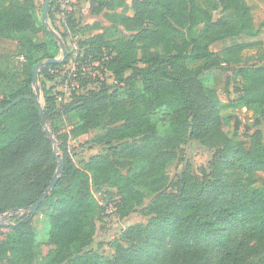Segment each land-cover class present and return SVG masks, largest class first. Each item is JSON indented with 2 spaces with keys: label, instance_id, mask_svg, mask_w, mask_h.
Returning a JSON list of instances; mask_svg holds the SVG:
<instances>
[{
  "label": "trees",
  "instance_id": "trees-1",
  "mask_svg": "<svg viewBox=\"0 0 264 264\" xmlns=\"http://www.w3.org/2000/svg\"><path fill=\"white\" fill-rule=\"evenodd\" d=\"M65 1L50 0L47 18L36 0L0 2V38L16 42L25 78L0 94V109L31 97L0 113V216L12 213L0 225V264H264V186L258 185L264 134L262 129L246 134L249 144L233 141L221 114L225 107L244 106L258 113V126L264 123V63L223 67L234 72L238 95L227 103L203 79L204 66L223 62L211 46L260 34L251 6L245 0H133L129 16L109 17L111 26L82 41L76 56L68 52L64 61L44 68L40 104L33 69L61 53L45 23H52L54 7ZM127 1L93 0L90 13L98 16ZM65 16L64 28L76 33L80 23L73 13ZM97 27L102 26L84 29ZM70 61L76 64L74 80L85 89L65 103L54 90L60 69ZM198 62L197 69L189 66ZM90 70L98 77L110 73L113 83L89 78ZM3 78L0 69V82ZM71 113L79 114V122L58 130L55 121ZM240 127L236 119L234 137H240ZM96 129L103 132L89 143L120 154H99L80 166L70 142ZM191 143L215 149L210 167L195 174L188 162L175 191H167L168 165L182 159ZM60 159L63 171L55 188L31 214ZM106 186L115 190V215L121 219L151 201L149 222L125 229L110 261L92 250L97 218L106 210L95 192ZM40 213L47 222L41 230L34 224ZM10 235L16 236L14 245Z\"/></svg>",
  "mask_w": 264,
  "mask_h": 264
},
{
  "label": "rangeland",
  "instance_id": "rangeland-1",
  "mask_svg": "<svg viewBox=\"0 0 264 264\" xmlns=\"http://www.w3.org/2000/svg\"><path fill=\"white\" fill-rule=\"evenodd\" d=\"M11 0H5L8 4ZM133 0H128L126 5L122 8H115L111 10H104L100 15L93 16L90 13V8L93 0H66L60 5H56L53 9L54 19L52 23L55 27L51 26L52 23L49 19L46 22L49 23L51 29H53L60 39L65 44L66 52L61 53L57 56V59L64 61L66 53L69 55L76 56L78 53L82 41L90 38L94 35L101 34L104 28L111 26L109 17L116 16L117 18L127 17L131 14V5ZM252 8V13L254 17L255 27L260 30L258 37L249 38L242 36L235 40H227L221 43H217L211 46V50L218 54L223 60L222 64L213 65L212 63L204 66L203 79L205 85L208 89H215L219 91L222 100L227 103L228 98L235 99L238 95L234 92V72L226 71L223 69L225 66L240 68L243 66L259 65L264 63V0H245ZM0 2H4L1 0ZM37 7L41 8L45 4V0H36ZM73 13L77 22L80 23L76 33H72L70 30L64 28L66 22V14ZM95 23H100L101 28L97 27L95 29H84L87 25H93ZM244 46L241 50L237 47ZM21 59L17 51V44L14 41L4 40L0 38V69L4 74L3 80L0 82V94L18 87L24 81V75L22 73ZM46 61H42L43 64ZM201 65V62L190 63L189 66L192 69H197ZM76 64L72 61L64 65L60 71L65 75L70 76L74 71L73 68ZM93 68V67H92ZM44 67L38 72L39 86L36 89L34 83V92H37V101L43 104L45 101L43 89L40 83V75ZM88 74L89 78H93L97 75V70H90ZM130 74V73H129ZM98 77L101 81L105 83L112 84L113 78L110 73L99 74ZM66 87H57L54 93L63 98L65 103L70 102L72 99V94L74 91H83L85 88L80 81L68 79ZM53 86V85H52ZM68 86V87H67ZM51 87V85H49ZM48 87V88H49ZM1 97V96H0ZM223 117L224 131L226 135L233 141H244L249 144V138L246 134H251L257 129H262L264 134V123L261 126L257 125L259 120V115L255 110L240 106V107H225L221 110ZM238 119L241 123L240 127V137H234L235 120ZM79 122V114L71 113L67 116L61 117L55 121V127L60 131H67ZM46 131L49 132L55 148L56 155L60 153L57 147V141L52 135L51 125L45 126ZM103 132L102 129H96L91 131L89 134L81 136L78 139H73L70 142V149L73 153V158L75 162L83 166L92 157L99 154H109L113 158H117L120 154V150L116 152H109V149L105 146H94L89 142L94 139L98 134ZM215 154L214 148L202 147L198 144L191 143L183 148L182 159L175 160L168 165V174L170 176V183L167 187V191H175L174 183L176 182L178 176L182 172L185 164H191L194 173L199 174L202 169H209L212 159ZM58 170V167H57ZM258 185L264 186V175H260L258 179ZM96 198L99 204L106 207V210L97 218L96 221V232L95 241L92 246V250L102 256L105 261H110L114 259L115 250L114 244L117 240L121 239L122 232L128 227L135 224H147L150 220V216L147 214L148 207L150 205V200H146L143 207L139 208L136 213H133L130 217L121 219L118 215L111 214V209L116 208L117 196L115 190L111 186H106L104 190L95 192ZM18 216H22L23 212H17ZM12 213H6L4 216H0V225L7 224L9 222ZM46 219L42 213L34 219L35 226L41 230L46 226ZM16 242V236L10 235L8 243L9 245H14ZM209 248V256L212 260L215 259L216 254L211 252L212 246ZM208 256V257H209ZM1 264H5L2 262ZM38 264H42L41 262Z\"/></svg>",
  "mask_w": 264,
  "mask_h": 264
},
{
  "label": "water",
  "instance_id": "water-1",
  "mask_svg": "<svg viewBox=\"0 0 264 264\" xmlns=\"http://www.w3.org/2000/svg\"><path fill=\"white\" fill-rule=\"evenodd\" d=\"M49 6H50V0H45V4H44V17L47 18V15H48V10H49ZM45 26L54 34L55 36V39L60 43V46H61V50L63 53L66 52V48H65V44L63 43V41L60 39V37L56 34V32L51 29L49 23H45ZM56 63H61V60L55 58V59H52V60H48L46 62H44L43 64L40 63L38 65H36L33 69V81L36 85V89H38V86H39V80H38V74H39V70L41 68H45L47 67L48 65L50 64H56ZM36 94L38 95V93L36 92ZM25 99H31L30 96H21L19 98H17L16 100H14L6 109H0V113H3L4 111L6 110H9L10 108H12L13 106H15L16 104H18L19 102H21L22 100H25ZM40 115H41V118L43 120V122H45V116H44V113H43V109L40 108ZM48 132V131H47ZM49 134V132H48ZM55 152H56V148H55ZM63 171V160H59V165H58V170L54 176V179L50 185V187L46 190V192L39 198V200L30 208L29 212L31 214H35L38 210V208L40 207V205L46 200V198L51 194V192L53 191V189L55 188L58 180H59V176L61 175ZM27 213V211H25L23 213V215Z\"/></svg>",
  "mask_w": 264,
  "mask_h": 264
},
{
  "label": "built area",
  "instance_id": "built-area-1",
  "mask_svg": "<svg viewBox=\"0 0 264 264\" xmlns=\"http://www.w3.org/2000/svg\"><path fill=\"white\" fill-rule=\"evenodd\" d=\"M23 58V57H22ZM21 61H24V58L23 59H21ZM96 67L99 65V64H94ZM74 70H75V68H73ZM60 76V78H59V81H58V86L57 87H63V86H65L66 87V85H67V81H68V79H70L71 81H73L74 80V78L76 77V75L74 74V71L70 74V76H67V75H65L63 72H59L58 73ZM64 76H66L65 78H64ZM68 87V86H67ZM57 98H58V100L60 101V102H62L63 101V98L61 97V96H57ZM112 211H111V214H115V212H116V208L114 209V208H112L111 209Z\"/></svg>",
  "mask_w": 264,
  "mask_h": 264
}]
</instances>
